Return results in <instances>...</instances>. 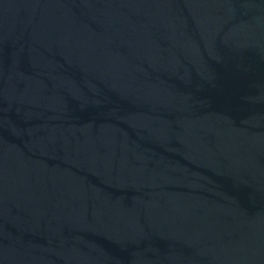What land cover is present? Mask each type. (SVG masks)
Here are the masks:
<instances>
[{"label":"water","instance_id":"95a60500","mask_svg":"<svg viewBox=\"0 0 264 264\" xmlns=\"http://www.w3.org/2000/svg\"><path fill=\"white\" fill-rule=\"evenodd\" d=\"M0 264H264V0H0Z\"/></svg>","mask_w":264,"mask_h":264}]
</instances>
